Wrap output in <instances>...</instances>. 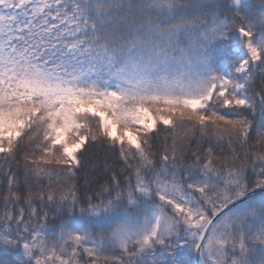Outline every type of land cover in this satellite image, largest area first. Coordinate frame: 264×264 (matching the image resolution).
Here are the masks:
<instances>
[{
	"label": "snow or ice",
	"instance_id": "obj_1",
	"mask_svg": "<svg viewBox=\"0 0 264 264\" xmlns=\"http://www.w3.org/2000/svg\"><path fill=\"white\" fill-rule=\"evenodd\" d=\"M0 264H264V0H0Z\"/></svg>",
	"mask_w": 264,
	"mask_h": 264
}]
</instances>
